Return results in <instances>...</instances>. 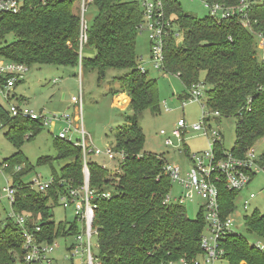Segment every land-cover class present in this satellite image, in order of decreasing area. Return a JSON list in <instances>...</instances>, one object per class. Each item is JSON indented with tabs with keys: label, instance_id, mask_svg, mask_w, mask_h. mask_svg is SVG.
Masks as SVG:
<instances>
[{
	"label": "trees",
	"instance_id": "16d2710c",
	"mask_svg": "<svg viewBox=\"0 0 264 264\" xmlns=\"http://www.w3.org/2000/svg\"><path fill=\"white\" fill-rule=\"evenodd\" d=\"M166 1L174 32L164 41L161 72L182 82L183 99L193 86L201 84L205 88L206 108L219 114L213 119L236 121V143L230 153L242 158L264 139V46L259 48L260 37L264 39V0H246L249 7L245 20L234 16L220 21L209 15L202 19L190 16L175 0ZM208 1L234 7L241 0ZM74 3L27 0L20 13L3 15L0 58L29 69L37 65L79 66L83 71H97L99 82L105 81L107 71L124 72L111 79L120 85V90L111 95L124 93L130 100L127 108L131 114L125 115L123 126L112 131L113 150L124 153V159L111 168L87 159L89 188L95 196L96 264L200 262V237L205 226L202 214L192 220L182 205L166 202L172 185L164 173L167 162L162 156L143 151L145 136L137 116L143 111L158 113L160 108L156 82L138 70L140 58L135 45L142 10L133 0H91L97 16L88 27L87 42L80 53V18L74 13ZM7 36L13 41L7 43ZM43 127L41 120L12 118L0 104V129H6L4 137L17 151ZM53 148L54 157L37 161V166H48L53 174L54 184L44 193L30 186L28 179L34 168L27 160L15 158L6 163L15 190L13 211L37 219L48 243L78 233L73 222L52 220V209L59 206L58 197L65 192L59 183L65 182L73 189L83 184V155L77 142L56 137ZM213 149L217 157H223L221 137L213 142ZM258 162L264 165V154ZM54 164L59 166L58 171ZM15 166L20 167L18 172L13 171ZM218 190L220 213L226 218L235 210L238 192L226 190L223 184ZM244 226L248 233L264 239V215L254 211L244 217ZM22 246L20 228L6 219L0 229V264H26ZM219 246V260L228 264H264V249L236 232L227 234Z\"/></svg>",
	"mask_w": 264,
	"mask_h": 264
},
{
	"label": "rangeland",
	"instance_id": "374dc122",
	"mask_svg": "<svg viewBox=\"0 0 264 264\" xmlns=\"http://www.w3.org/2000/svg\"><path fill=\"white\" fill-rule=\"evenodd\" d=\"M74 13L80 15V0H74ZM132 1V0H124ZM183 13L196 18H204L209 15L202 0H175ZM97 16L94 5L86 7L84 19L88 27L93 23ZM13 41L12 36L6 37V42ZM136 55L139 59L138 66L143 67L149 77L156 82L157 98L159 102V112L152 113L143 111L137 116V123L141 128L145 140L143 151L149 154L162 156L169 165L178 166L181 174L185 175L191 168L188 157L194 154L208 152L212 149V141L200 132L192 131L191 127L198 124L202 118V108L204 96L200 102L186 101L184 108L181 107L185 87L182 82L174 75L164 74L160 70L154 69L150 58V45L147 34L139 33L136 39ZM84 57H89L83 54ZM123 71L110 70L106 73L105 81L98 80L97 71L85 70L78 67H55V66H33L25 74L23 82L17 84L11 92L14 98L9 102L0 97V104L7 108L9 104L24 105L37 114H45L48 119L67 115L72 121V128L66 134V140L73 143L81 140V131L85 133V139L91 149L104 151L107 146L112 144V131L124 125V117L129 116L131 111L126 107V102H122L126 97L122 94L111 95L112 92L120 90V85L113 82L112 77L122 75ZM204 79V74L200 80ZM112 81V82H111ZM201 85V84H200ZM205 89L202 87V91ZM124 94V93H123ZM118 96V97H117ZM81 97L82 110L81 119L77 117L76 106L71 102V98ZM117 97V99H116ZM116 99V100H115ZM120 103V107L116 105ZM130 102V100H129ZM128 102V104H129ZM123 108V109H122ZM183 118L187 130L178 141L172 138L171 133L177 121ZM210 126L217 130L221 137V146L225 152L233 150L236 143V121L233 118L211 119ZM65 124L60 122L49 123L43 130L29 141H25L17 151L4 137L6 129H0V229L5 220L11 215V207L7 195L3 190L11 186V176L4 168L6 163L19 158L27 160L34 168L32 176H38L42 181L53 178L48 166H37V161L42 157H54L55 151L53 143L55 138L65 128ZM165 135H162L161 132ZM171 137L172 144L166 145V140ZM257 157L264 154V139L258 141L254 146ZM19 153V155H17ZM92 161L108 168L115 164L106 160L103 155L93 156ZM58 171V165L54 164ZM185 193L177 184L172 183L169 196L171 199L183 197ZM253 194L255 197L250 200L247 211L243 209V203ZM203 201L199 196L193 200H185L182 207L187 216L196 220L202 214ZM235 210L230 215L234 222L233 230L245 237L250 244L264 248V239L258 238L246 231L244 217L251 215L254 211L264 215V174H256L249 185L237 194L235 199ZM55 223L71 220L72 210L63 209L61 206H54L52 209ZM73 238H58L55 243L58 245L53 257L56 264H84L86 260L77 256L73 263L65 259L67 255L66 246L70 245ZM91 246L97 256L95 239L92 238ZM214 264H228L225 260H216Z\"/></svg>",
	"mask_w": 264,
	"mask_h": 264
},
{
	"label": "built area",
	"instance_id": "2783aa9c",
	"mask_svg": "<svg viewBox=\"0 0 264 264\" xmlns=\"http://www.w3.org/2000/svg\"><path fill=\"white\" fill-rule=\"evenodd\" d=\"M133 1L137 2L142 10L143 19L138 26V32L147 34L153 67L161 71L164 59V41L174 32L171 18L167 15V1ZM202 1L209 11V16H212L218 21L227 20L234 16L243 20L247 17L246 11L249 5L246 0H241L239 4L234 7H226L222 4L211 3L208 0ZM26 2L27 0H0V18L3 15H16L20 13ZM90 4L91 0H80V53L83 45L87 42L88 24L84 19V15L87 5ZM263 46L264 39L260 37L259 48L262 49ZM28 70L29 68L24 65L11 63L0 58V97H2L3 100L9 102L13 99L11 97V92L17 84L23 82ZM138 70L141 73H147L143 67L139 66ZM202 87V85H197L188 90L187 97L182 99L183 102L181 103V107L184 108L186 101L200 102V99L204 96V89L202 91ZM71 102L76 106L77 117L80 120L82 110L81 97H73L71 98ZM201 108L202 118L199 123L193 125L191 129L194 132H200L204 136H209L213 139L212 149L208 152L194 154L188 157L191 168L185 175L181 174V170L178 166L169 165L168 163L165 165V175L169 177L172 183L180 186L185 193L183 197L178 199H171L168 195L166 202L182 205L185 200H193L195 195L202 199V216L205 226L200 237V247L203 252V258L200 262L195 264H214L216 260L221 258L222 250L219 245L223 238L227 234L235 232L233 230L234 222L230 215L226 218H222L221 216L218 204V185L223 184L226 190L239 193L249 185L256 174H264V165L258 162L259 157L256 156L253 147L249 148L242 158L230 152H225L223 157H217L213 149V142L220 140V133L212 129L210 120L214 117H218L219 114L217 112H210L206 108L205 96ZM7 110L12 118L22 117L30 120H41L43 126H47L49 123L54 122L65 124L64 130L57 136L60 140H66V134L69 132L70 128H72V121L67 115L48 119L45 117V114H37L24 105L22 106L14 103L9 104ZM187 128L184 119L181 117L171 133L172 138L180 141ZM161 134L165 135L163 131ZM165 143L166 145H171V137H168ZM77 145L81 148L83 155V184L79 188L73 189L65 182L59 183L61 188H65L64 194L58 197L59 206L65 210H72V218L67 221L73 222L78 230V233L73 237V241L70 245L66 246L67 255L65 259L73 263L74 258L80 256L81 259L84 258L83 260H86L83 261L85 262L84 264H96L91 246V240L95 235V230L93 228L95 206L92 203L95 196L94 192L89 188L87 158L89 155L96 157L103 155L107 161L116 164L124 159V153H116L113 150V146H107L104 151L91 149L86 142L85 133L83 131H81V140L77 142ZM103 167L107 168L105 165H103ZM4 168L7 169L8 164H5ZM19 170L20 167L15 166L13 171L18 172ZM32 179L30 186L37 192L44 193L54 184L52 178L48 181H42L38 176H35ZM3 192L7 195L11 207V215L8 218L11 219L21 231L24 262L26 264H56V259L53 257L58 247L55 243L56 239L48 243L45 236L42 234V227L37 222V219L33 220L30 214L15 213L13 211L12 205L15 201V190L11 186L5 188ZM102 197H107V195L103 194ZM254 197L253 194H250L249 198L244 201V211L248 210L250 200ZM257 247L264 249L261 246ZM180 264L186 263L183 261L180 262Z\"/></svg>",
	"mask_w": 264,
	"mask_h": 264
},
{
	"label": "crops",
	"instance_id": "0c3cea01",
	"mask_svg": "<svg viewBox=\"0 0 264 264\" xmlns=\"http://www.w3.org/2000/svg\"><path fill=\"white\" fill-rule=\"evenodd\" d=\"M120 95V94H119ZM118 95V96H119ZM122 95H124L126 98L124 99V100H122V102H126V105H125V107H124V110L126 109V107L128 106V102H129V98H128V96L126 95V94H122ZM14 96V95H13ZM117 96V97H118ZM117 97H116V99H117ZM115 99V100H116ZM116 105L118 106V107H120L121 108V106H120V103L118 102V101H116ZM123 109V108H122Z\"/></svg>",
	"mask_w": 264,
	"mask_h": 264
}]
</instances>
